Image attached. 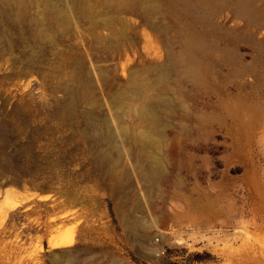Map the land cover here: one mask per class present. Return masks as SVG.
<instances>
[{
	"label": "rangeland",
	"instance_id": "374dc122",
	"mask_svg": "<svg viewBox=\"0 0 264 264\" xmlns=\"http://www.w3.org/2000/svg\"><path fill=\"white\" fill-rule=\"evenodd\" d=\"M0 264H264V0H0Z\"/></svg>",
	"mask_w": 264,
	"mask_h": 264
},
{
	"label": "bare ground",
	"instance_id": "6f19581e",
	"mask_svg": "<svg viewBox=\"0 0 264 264\" xmlns=\"http://www.w3.org/2000/svg\"><path fill=\"white\" fill-rule=\"evenodd\" d=\"M89 71L91 72L92 79L95 80L97 69L89 66ZM159 80L160 79H158V77H155L151 82L146 81L144 83L136 80L135 78H132L127 85V90L125 92H122L125 93V95H131L132 99H137V97L141 98V102L139 103L136 111L137 116L135 117L139 120V122L141 121L142 124L144 123L146 125H144V130H142L141 132V137H144L149 141L154 136H156L150 128L159 119L155 108H157L158 104L160 105V101L158 100V98H153L152 96L146 94L156 86L160 91L163 90L164 86L161 85L162 83Z\"/></svg>",
	"mask_w": 264,
	"mask_h": 264
}]
</instances>
